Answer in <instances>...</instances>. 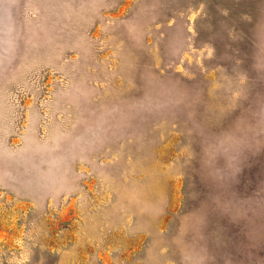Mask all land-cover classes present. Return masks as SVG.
<instances>
[{
	"label": "rangeland",
	"instance_id": "374dc122",
	"mask_svg": "<svg viewBox=\"0 0 264 264\" xmlns=\"http://www.w3.org/2000/svg\"><path fill=\"white\" fill-rule=\"evenodd\" d=\"M0 264H264V0H0Z\"/></svg>",
	"mask_w": 264,
	"mask_h": 264
}]
</instances>
